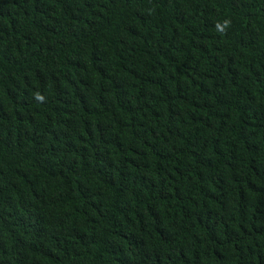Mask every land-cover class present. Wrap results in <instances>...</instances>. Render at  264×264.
Masks as SVG:
<instances>
[{"label": "trees", "instance_id": "16d2710c", "mask_svg": "<svg viewBox=\"0 0 264 264\" xmlns=\"http://www.w3.org/2000/svg\"><path fill=\"white\" fill-rule=\"evenodd\" d=\"M0 264H264V0H0Z\"/></svg>", "mask_w": 264, "mask_h": 264}]
</instances>
